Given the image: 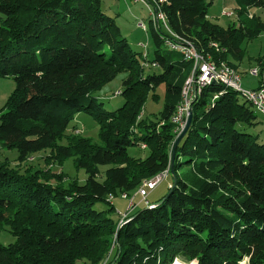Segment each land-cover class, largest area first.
<instances>
[{
	"label": "trees",
	"instance_id": "1",
	"mask_svg": "<svg viewBox=\"0 0 264 264\" xmlns=\"http://www.w3.org/2000/svg\"><path fill=\"white\" fill-rule=\"evenodd\" d=\"M101 1L0 0V78L14 81L0 109V150L17 152L14 166L0 161V225L15 237L0 244V264H264V143L249 131L257 110L233 88L198 91L167 193L145 207L134 202L144 180L170 174L171 117L193 63L169 44H190L240 76V42L264 30L247 12H264V0H235L239 23L227 27L207 19L204 0H164L170 32L149 17L150 55L131 48ZM250 71L251 89H264V54L257 74ZM119 73L125 77L112 96L124 101L106 110L95 92ZM160 86L162 107L147 114ZM79 113L97 124L98 142L69 126ZM130 146L147 155L130 156ZM41 151L46 168L25 165ZM69 157L86 174L83 183L52 170ZM117 194L134 205L123 218L112 217Z\"/></svg>",
	"mask_w": 264,
	"mask_h": 264
},
{
	"label": "rangeland",
	"instance_id": "2",
	"mask_svg": "<svg viewBox=\"0 0 264 264\" xmlns=\"http://www.w3.org/2000/svg\"><path fill=\"white\" fill-rule=\"evenodd\" d=\"M208 5L207 19L221 27H227L229 24L238 25L236 9L239 7L235 0H204ZM151 0L135 1V0H102L101 9L109 16L115 17L116 23L121 30V34L125 37L131 46V48L137 52H146L148 55L152 53L154 48L148 29V19L150 17L147 4L150 5ZM151 6V5H150ZM233 12L232 16L223 14V12ZM247 14L259 15L261 20L264 21V12L259 8L248 9ZM246 16V13L242 17ZM2 15L0 14V18ZM142 23L145 26L143 29L139 24ZM157 27H161L164 31L162 20L159 19ZM239 47L241 49L242 57L238 62L237 71H240L241 87L242 89L255 88L257 85V77L251 76L249 71L251 69H257V59L264 54V30L256 37L244 38ZM145 71H152V69L145 67ZM125 77L124 73H119L113 80L105 84L100 90L95 92V96H99L100 101L104 103L106 110H113L120 106L124 99L122 95L113 97V93L117 90H121V82ZM14 89V81L12 78H0V109L6 104L8 97ZM160 98L158 102L147 99L145 103V111L147 114L157 112L162 107V93L163 87L158 89ZM257 124L249 129L250 133L258 135V141L264 143V115L258 111ZM76 125L79 129H82V135L90 137L93 141L98 142V126L94 120L84 113H79L75 116L74 120L69 126ZM248 130V129H247ZM64 143V142H62ZM130 156L144 158L147 155V150L141 149L138 146H130L127 149ZM45 154L44 151L33 154V159L25 162V165L38 166L46 168L47 164L41 156ZM17 152L15 149L0 150V161L7 158L12 166L16 164ZM47 159V158H46ZM24 167V166H22ZM53 171H62L64 177L69 180L76 179L79 183H83L86 178V174L83 169H78L73 164L72 157L63 161L61 167L53 165ZM107 166H101L100 170L104 171ZM186 169V166H182L180 170ZM172 181V175L166 176L161 183H159L154 190L148 192L147 200L155 201L164 194L167 193L170 182ZM132 196V195H131ZM112 203L114 204L116 212L112 217L119 218L123 214L129 205V199L122 198L120 194L112 197ZM134 202L139 203L138 208L145 207V202L140 200V196H134ZM143 202V203H142ZM96 209H104L106 205L101 202H97L94 205ZM119 213V214H118ZM15 237L11 234L10 228L6 224L0 225V244L6 245L13 242ZM176 262L182 263L178 260H174L172 264ZM191 263V262H190ZM188 264V263H187ZM196 264V263H195Z\"/></svg>",
	"mask_w": 264,
	"mask_h": 264
},
{
	"label": "built area",
	"instance_id": "3",
	"mask_svg": "<svg viewBox=\"0 0 264 264\" xmlns=\"http://www.w3.org/2000/svg\"><path fill=\"white\" fill-rule=\"evenodd\" d=\"M135 1H144V0H135ZM164 2V0H151L150 5L147 4L148 11L150 14V19L152 24L157 28V22L159 19L162 20L163 26L170 32L165 24L164 15L161 12L160 4ZM223 14L232 16L233 12H223ZM143 29L145 26L140 23L139 24ZM169 44V43H168ZM170 48L174 50H179L183 54V56L191 60L193 63V68L191 74L184 82V85L181 89V100L179 105L177 106L173 116L171 117V121L175 124V130L177 136L181 132L184 127L185 120L188 115L189 107L192 105V101L195 98V95L198 91L204 86L211 83H221L226 87L233 88L242 94H244L253 104L255 109L264 115V89H242L240 84V76L239 74L229 66L226 62L222 61L219 63H214L211 61L210 56L208 54L197 51L190 44H177L171 43L169 44ZM252 75H256V69H252L250 71ZM168 169L157 173L151 178L144 180L142 184L137 188L136 194L141 197V201L147 203V195L148 192L153 190L162 180L167 176ZM123 197L126 195L123 194ZM132 199H130L128 208L133 207ZM125 214L123 213L121 217L123 218Z\"/></svg>",
	"mask_w": 264,
	"mask_h": 264
},
{
	"label": "water",
	"instance_id": "4",
	"mask_svg": "<svg viewBox=\"0 0 264 264\" xmlns=\"http://www.w3.org/2000/svg\"><path fill=\"white\" fill-rule=\"evenodd\" d=\"M191 118H192V109H191V106L189 107V110H188V115H187V118L185 120V124H184V127L183 129L181 130V132L179 133V135L177 136V138L175 139V142L173 144V147L171 149V163H170V168H169V172L170 174L172 175V177L174 178V173H173V154H174V151H175V147L176 145L180 142V140L182 139V137L186 134L189 126H190V123H191ZM175 184V179L173 180V184L172 186H174ZM119 228V227H118ZM117 228V229H118ZM117 234V233H116ZM117 236V235H116ZM115 240H117V238L115 237Z\"/></svg>",
	"mask_w": 264,
	"mask_h": 264
},
{
	"label": "bare ground",
	"instance_id": "5",
	"mask_svg": "<svg viewBox=\"0 0 264 264\" xmlns=\"http://www.w3.org/2000/svg\"><path fill=\"white\" fill-rule=\"evenodd\" d=\"M175 264H181V263L176 262ZM188 264H195V262H191V263H188Z\"/></svg>",
	"mask_w": 264,
	"mask_h": 264
},
{
	"label": "crops",
	"instance_id": "6",
	"mask_svg": "<svg viewBox=\"0 0 264 264\" xmlns=\"http://www.w3.org/2000/svg\"><path fill=\"white\" fill-rule=\"evenodd\" d=\"M139 204V203H138Z\"/></svg>",
	"mask_w": 264,
	"mask_h": 264
}]
</instances>
